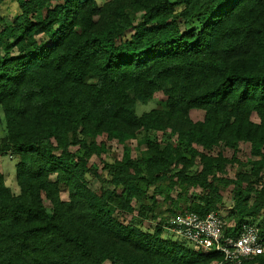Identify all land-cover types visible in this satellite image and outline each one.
Returning <instances> with one entry per match:
<instances>
[{
    "label": "trees",
    "instance_id": "1",
    "mask_svg": "<svg viewBox=\"0 0 264 264\" xmlns=\"http://www.w3.org/2000/svg\"><path fill=\"white\" fill-rule=\"evenodd\" d=\"M13 1L7 25L0 0V155L16 158L18 192L0 174V264H213L221 253L162 215L219 213L229 186L224 233L255 222L264 240V0ZM240 142L245 161L212 154ZM109 143L121 157L97 173Z\"/></svg>",
    "mask_w": 264,
    "mask_h": 264
},
{
    "label": "built area",
    "instance_id": "2",
    "mask_svg": "<svg viewBox=\"0 0 264 264\" xmlns=\"http://www.w3.org/2000/svg\"><path fill=\"white\" fill-rule=\"evenodd\" d=\"M9 157L12 155L9 154ZM226 226L224 218L214 211L204 217L183 212L169 218L165 229L186 240L195 250L221 253L222 260L213 264H241L264 252V240L259 237L255 222L243 223L237 235H226Z\"/></svg>",
    "mask_w": 264,
    "mask_h": 264
},
{
    "label": "rangeland",
    "instance_id": "3",
    "mask_svg": "<svg viewBox=\"0 0 264 264\" xmlns=\"http://www.w3.org/2000/svg\"><path fill=\"white\" fill-rule=\"evenodd\" d=\"M2 8V12L4 14V23L5 24H10L13 22V14L16 11V4L13 0H6L5 4L1 5ZM165 97L161 94V93H155L153 98L147 102L146 104H141L139 103L137 105V113L141 114L144 112H148L151 109L154 108H158L160 105H162V103L164 102ZM190 117L193 121H197V120H201L203 118V113L201 111L198 110H191L190 111ZM252 119L257 121V117L255 115H252ZM5 135V127L4 124L2 123L0 125V137H3ZM98 140H101V138H99ZM132 145H135V141H131ZM108 149L107 152L105 154H103L101 156V158H98L96 156H93L90 161H89V166H94L96 167V171L97 173L101 172V167H102V160L104 159H114V158H120L121 157V152H122V147L115 144V143H109L108 145ZM218 152H221L223 156L227 157V158H231L234 154L235 156L241 160V161H245L246 159L251 157L250 154V145L249 143H243L240 142L238 144V147L236 150H233L229 147H225V146H218L215 147L214 150L212 151L213 155H216ZM132 156L133 157H137L138 153L137 151H133L132 152ZM15 156L9 157V154H3L0 155V174L4 177L5 182L7 185H9L12 188L13 192H18V187L15 184ZM227 171L226 174L224 175L225 177L228 178H233L232 176V172L230 171L231 166L227 165L226 166ZM194 169H199L197 166L194 167ZM91 187L93 189H97L100 187V182L97 178L92 179L91 183H90ZM194 191L199 192L200 189H194ZM176 193L177 191H173L172 192V197H176ZM221 194L223 196V204L224 207H222L219 211V214L224 218V220L227 222L228 225H232V219L231 217H229L228 215V211L230 206L232 205V186H229L227 188H222L221 189ZM60 196L61 199L66 200L67 199V192L65 187L62 186L61 188V192H60ZM160 203L162 201V196L158 197ZM43 202L45 207L47 208L48 212H51L52 207L51 204L48 200H46L43 197ZM167 203H164L161 207V211H165L167 209ZM185 207V203L182 202L179 204V208L176 210V214L180 213L181 211H185L184 209ZM264 216V214H262V217ZM125 219L129 220L131 218V214H125ZM162 217H168L171 218L173 216H171L170 213L165 212ZM261 218V217H260ZM262 219V218H261ZM264 219V217H263ZM159 220V218H157V220H155L154 222H149V221H145L144 225L145 227H148L151 223L155 224V222H157ZM152 224V225H153Z\"/></svg>",
    "mask_w": 264,
    "mask_h": 264
}]
</instances>
